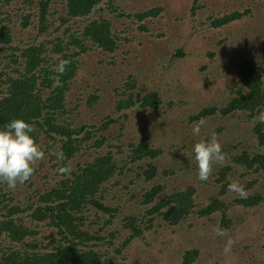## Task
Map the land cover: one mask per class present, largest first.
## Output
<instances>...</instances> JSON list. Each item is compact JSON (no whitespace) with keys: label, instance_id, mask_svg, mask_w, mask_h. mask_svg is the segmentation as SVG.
<instances>
[{"label":"trees","instance_id":"16d2710c","mask_svg":"<svg viewBox=\"0 0 264 264\" xmlns=\"http://www.w3.org/2000/svg\"><path fill=\"white\" fill-rule=\"evenodd\" d=\"M201 1L193 0L194 16ZM162 11L163 7L157 5L127 12L118 0H0V126L16 118L32 123L33 135L45 151V158L37 162L28 181L14 189L0 183V264H112L108 248L121 253L136 238H145L156 225L167 222L176 226L191 214L210 216L226 210L227 204L220 196L227 193L229 183L236 181L235 167L243 170L242 176L255 175L246 182L245 191L264 178V123L257 121L253 126L256 148L238 143V150L229 153L228 161L212 169L217 168L209 177L215 176L218 192L211 196V203L198 207V188L194 185L167 191L164 185L155 184L141 196L144 211L122 219L120 226L127 236L119 246H115L116 231L107 236L100 234L119 214L118 207L105 201L110 189L118 185L117 179L124 172H132L136 165V177L143 175L147 181L153 180L159 172L157 160L164 153L162 147H155L146 138L128 143L125 158L123 145L112 143L103 133L109 124L126 119V110L140 107L160 111L165 99L156 89L142 93L138 76L130 71L114 88V114L121 113L119 117L109 115L98 124L75 125L80 106L71 103L68 96L85 54L99 49L113 59L124 43L136 41L134 34L122 36L130 27L118 29L120 18L142 23L157 18ZM250 14V8L235 9L209 17L208 24L220 28ZM139 28L146 27L142 23ZM27 30L34 34L17 37L19 31ZM182 54L178 51L175 56ZM61 59L68 61L62 74L55 67ZM108 62L112 66L117 63ZM112 72L115 77L113 68ZM236 72L239 85L230 99L222 106L203 107L188 117L189 122L237 112H246L254 119L264 111V63L248 58L237 64ZM98 100L95 89L86 103L92 107ZM123 127L121 124L120 129ZM222 129L215 128L214 132L218 134ZM103 146H107L106 151ZM50 148L62 151L64 159L57 161L48 155ZM65 165L71 167V173L58 175L57 169ZM263 201L264 193L256 190L243 198L235 197L232 203L253 208ZM221 220L220 228L229 230L232 219L226 223ZM100 224L97 230L91 227ZM198 255V249H188L177 264H192Z\"/></svg>","mask_w":264,"mask_h":264},{"label":"rangeland","instance_id":"374dc122","mask_svg":"<svg viewBox=\"0 0 264 264\" xmlns=\"http://www.w3.org/2000/svg\"><path fill=\"white\" fill-rule=\"evenodd\" d=\"M118 3L131 13L157 5L162 6L163 11L157 18L143 21L146 28L141 30L142 23L120 18L118 29L130 27L122 36L134 34L136 41L124 43L113 59L99 49L85 54L68 96L71 103L80 106L75 125L98 124L109 115L119 117L121 113L114 114V88L122 84L130 71L138 76L142 93L156 89L165 99L160 111L140 107L126 110L127 118L109 124L103 133L112 143L123 145L125 153L122 156L125 158L128 143L146 138L155 147L164 149L157 160L159 172L153 180L147 181L143 175L136 177L138 168L135 165L133 171L124 172L117 179L118 185L106 194V203L118 207L119 214L100 234L107 236L110 231H116L115 246L127 236L120 226L122 219L130 213L144 211L141 196L155 184L164 185L167 191L194 185L198 188L195 196L198 207L211 203V196L218 192L215 176L204 183L199 182L193 145L207 139L215 128L222 127L217 136L226 158L223 163H213L212 169L218 168L228 161L230 152L238 150V143L245 148H256L253 126L264 115L263 111L252 119L246 112L226 117L216 114L203 120L199 136L191 131L197 121H188L191 114L203 107L222 106L230 99L239 85L236 72L239 62L258 58L264 63V0H202L195 16L191 11L193 0H118ZM246 8L251 9V14L239 20L220 28L208 24L209 17ZM33 34L31 30L19 31L17 37ZM178 51L183 54L175 56ZM113 60L117 63L112 66L108 61ZM112 68L117 73L115 77ZM95 89H98L99 100L90 107L86 100ZM170 102L171 106L168 105ZM120 133L121 137L117 139ZM102 149L106 151L107 146ZM77 160L83 158L77 157ZM235 171L236 182L243 187L255 176L252 173L242 176L243 170L237 167ZM256 190L264 193V178L245 192ZM220 197L227 204L226 210H218L210 216L191 214L186 222L176 226L167 225V222L164 226L156 225L145 238H136L121 253L108 248L109 259L112 264H177L181 254L193 248L199 250V255L192 264H264V201L253 208H242L232 203L237 194L227 191ZM93 217L91 220L95 219ZM221 218L225 223L232 219L231 228L224 236H218L212 230L220 228ZM100 226L91 227L97 230ZM229 238L233 243L230 252L225 254L223 248Z\"/></svg>","mask_w":264,"mask_h":264},{"label":"clouds","instance_id":"9594fccd","mask_svg":"<svg viewBox=\"0 0 264 264\" xmlns=\"http://www.w3.org/2000/svg\"><path fill=\"white\" fill-rule=\"evenodd\" d=\"M67 63V60H59L55 66L56 71L64 73ZM56 83L54 81V84ZM260 122L264 123V115ZM203 124V120L195 122L191 128L192 134L199 136ZM33 132V124L22 118L12 119L0 126V183L6 184L9 189H14L17 184L28 181L36 171L37 162L45 158V151L37 143ZM192 152L197 166L196 177L200 181H206L209 178L214 162L223 163L226 158L214 131L207 139L196 142L192 147ZM48 155L54 156L57 161L64 159L62 151H55L51 148L48 150ZM71 171V167L67 165L57 169L58 175H69ZM227 190L241 198L246 195L243 185L236 181L229 183ZM212 230L218 236L226 234L223 228L214 227ZM232 243L231 238L225 243L223 248L225 254L230 252Z\"/></svg>","mask_w":264,"mask_h":264}]
</instances>
